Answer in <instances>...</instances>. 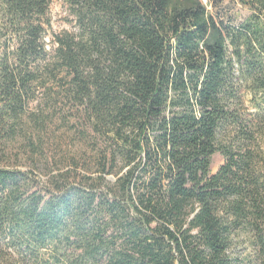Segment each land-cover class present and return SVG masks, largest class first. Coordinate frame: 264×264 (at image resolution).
Returning <instances> with one entry per match:
<instances>
[{
    "label": "trees",
    "instance_id": "obj_1",
    "mask_svg": "<svg viewBox=\"0 0 264 264\" xmlns=\"http://www.w3.org/2000/svg\"><path fill=\"white\" fill-rule=\"evenodd\" d=\"M63 1L72 28L49 48L51 0H0V223L19 253L0 264H73V245L74 264H237L241 232L264 248L245 105L264 100V0H235L237 22L227 0ZM56 114L71 167L28 194L5 157L18 141L41 157Z\"/></svg>",
    "mask_w": 264,
    "mask_h": 264
},
{
    "label": "rangeland",
    "instance_id": "obj_2",
    "mask_svg": "<svg viewBox=\"0 0 264 264\" xmlns=\"http://www.w3.org/2000/svg\"><path fill=\"white\" fill-rule=\"evenodd\" d=\"M219 11L224 19L229 20V18H234L233 21L235 22L241 21L250 13L247 8H244L235 0H227L220 7ZM50 12L52 15V27L49 29L46 36L49 48L52 45L54 34L64 29L72 28V24L69 22V19L71 18L70 12L63 0H51ZM254 97L255 96L251 92H247L245 95L247 117L251 118L249 123L257 131V136L260 139V142H262V150L264 151V100L261 98V95L256 98ZM257 103H260L261 106L257 105ZM47 118L49 119V124L46 135L49 138L50 143L45 147V151L42 153L41 157L30 158V154L20 150L28 143L26 142L23 145H20V141H18L17 148L15 146L11 149L9 155H7L4 160V165L10 166V168H19L26 173L28 176L26 183L29 189L28 194L34 192H42L45 194L43 182H46L52 174L57 173L58 169L63 168L62 170H67L71 167L69 164H64V152L67 151V143H64L63 146H59L58 143L63 138L66 141L73 140L72 133L69 131V128H64L62 122L57 118V114L55 116H47ZM20 146L21 148H18ZM224 162L225 158L223 155L220 152L215 153L212 157V173H216ZM11 237L13 236L9 231L8 226H5L3 222L0 223V249L7 248L8 251L14 253L15 257H18L19 253L16 250L17 247L14 245L17 244V242L15 239L11 241ZM68 253V259L72 260L74 264L76 259H78L77 257L81 253V250L73 245L68 247ZM233 253L237 264H264V248L256 243L254 235L251 233L241 232L239 242L238 244H235Z\"/></svg>",
    "mask_w": 264,
    "mask_h": 264
},
{
    "label": "water",
    "instance_id": "obj_3",
    "mask_svg": "<svg viewBox=\"0 0 264 264\" xmlns=\"http://www.w3.org/2000/svg\"><path fill=\"white\" fill-rule=\"evenodd\" d=\"M110 178H111V179H114V177H113V176H110Z\"/></svg>",
    "mask_w": 264,
    "mask_h": 264
}]
</instances>
